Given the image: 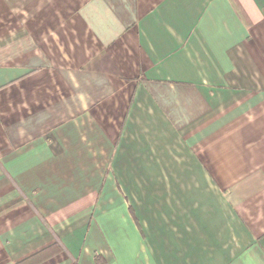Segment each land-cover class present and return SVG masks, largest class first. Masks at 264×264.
<instances>
[{
    "label": "crops",
    "instance_id": "1",
    "mask_svg": "<svg viewBox=\"0 0 264 264\" xmlns=\"http://www.w3.org/2000/svg\"><path fill=\"white\" fill-rule=\"evenodd\" d=\"M56 243L264 264V0H0V264Z\"/></svg>",
    "mask_w": 264,
    "mask_h": 264
},
{
    "label": "trees",
    "instance_id": "2",
    "mask_svg": "<svg viewBox=\"0 0 264 264\" xmlns=\"http://www.w3.org/2000/svg\"><path fill=\"white\" fill-rule=\"evenodd\" d=\"M54 246V247H53ZM59 248V246L56 244L52 245L51 247L45 249V250H42L41 252L37 253L36 255L32 256V257H29V258H26L25 260H23L22 262H20V264H32V262L36 259H38L39 261L41 259H43L44 257L48 256V255H51L53 254V252H57V249ZM36 257V258H35ZM35 258V259H34ZM97 261H98V264H104V262H102L101 260V263L99 262V256L97 257ZM72 264H80L77 260H74L72 262Z\"/></svg>",
    "mask_w": 264,
    "mask_h": 264
},
{
    "label": "rangeland",
    "instance_id": "3",
    "mask_svg": "<svg viewBox=\"0 0 264 264\" xmlns=\"http://www.w3.org/2000/svg\"><path fill=\"white\" fill-rule=\"evenodd\" d=\"M3 259H2V257L0 256V261H2Z\"/></svg>",
    "mask_w": 264,
    "mask_h": 264
}]
</instances>
